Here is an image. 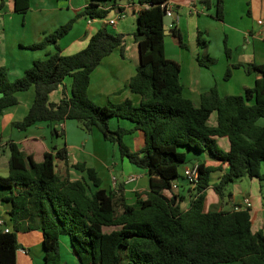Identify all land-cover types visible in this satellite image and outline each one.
<instances>
[{"label": "trees", "instance_id": "obj_1", "mask_svg": "<svg viewBox=\"0 0 264 264\" xmlns=\"http://www.w3.org/2000/svg\"><path fill=\"white\" fill-rule=\"evenodd\" d=\"M110 1L114 0H87L81 13L32 44L31 48H42L52 43L56 50L34 60L20 77L10 80L6 67L0 65V113L17 104L18 92L33 87L34 99L22 120L13 123L15 127L23 130L38 122L51 125L73 119L88 133L95 128L104 140L116 145L122 158L145 171L148 190L135 192L134 200L126 202L120 193L123 182L112 190L102 188L92 166L73 164L82 174L77 179L61 174L57 162H66L65 148L54 147L52 152L28 145L21 149L8 142V174L0 175V190L7 191L3 200L10 208L3 219L9 231L0 228V264H16L17 234L33 229L42 233L44 264H62V236L77 264H264V234L252 230L249 208L204 209L213 172H222L214 186L221 196L229 184L243 177L264 179L260 172L264 126L257 124L264 117V62L234 64L248 74L259 73L242 94L222 96L213 85L195 105L182 93L179 63L164 53L161 5L168 0H134L148 4L136 14L139 64L128 81L130 91L141 100L137 105L130 100L99 105L88 96L90 74L103 57L122 45L123 34L110 32L104 25L82 49L66 55L56 42L79 16L105 18L110 10L103 5ZM200 1L207 8L211 5V0ZM5 2L0 0V10ZM12 3L13 11L20 14L30 6L29 0ZM214 6L215 17L221 19L223 0H215ZM171 31L179 45L186 47L179 30L174 26ZM201 34L198 31L196 40L202 52L197 62L208 67L215 60L206 53ZM66 77L71 79L70 95L63 93L57 103L50 102L49 93ZM212 115L214 122H210ZM110 118L126 119L132 126L111 129ZM136 131L143 140L133 150L123 137ZM51 133L58 131L52 128ZM217 137L228 139V150L217 144ZM204 152L219 164L188 165H197V178L188 188L187 206L183 207L184 196L172 192L175 180H186L178 168L184 171L191 157Z\"/></svg>", "mask_w": 264, "mask_h": 264}, {"label": "crops", "instance_id": "obj_2", "mask_svg": "<svg viewBox=\"0 0 264 264\" xmlns=\"http://www.w3.org/2000/svg\"><path fill=\"white\" fill-rule=\"evenodd\" d=\"M125 1L114 0L105 3L104 8L110 10L105 18L111 17L116 7H123ZM29 2V9L24 14L13 11L12 0H6L5 6L0 10V65L6 67L10 80L20 77L34 60L42 59L56 50L52 43L42 48L30 46L39 43L46 34L81 13L87 0H29ZM168 2L174 5L176 14L173 20L174 26L181 33L186 47H181L172 31H167L164 38V53L167 58L176 60L180 65L179 81L183 86L182 93L185 97L198 105L201 93L213 85L222 96L242 94L245 88L253 86L259 73L248 74L243 67L233 66L237 63L264 62V0H223L221 19L215 17V12L213 16H209V10L215 8V0H211L209 8L200 0H193L198 12H189L188 0H168ZM212 17L222 23L219 22L222 28L220 33L219 30L217 33L222 36L223 45H219L216 51H212L208 40L205 39L207 43L205 51L215 61L210 66L204 67L197 62V56L201 54L202 49L196 39L198 31L202 32L201 24L209 26V23H213ZM258 20L262 22L259 23ZM104 25L106 24L102 18L77 17L68 33L56 42L60 53L72 54L82 49L89 37ZM107 28L110 32L123 34L124 40L121 46L103 57L91 72L88 96L99 105L109 102L120 103L125 100H130L137 105L141 100L140 95L131 92L128 88V81L139 64L138 44L134 38L136 14L128 10L125 18L118 20L114 25H107ZM188 38L193 42V46L188 44ZM166 42L170 44L169 55ZM228 68L230 71L226 76ZM70 87L71 79L64 78L62 83L49 93V101L57 103L63 93L69 96ZM16 96L17 104L5 108L0 113L1 176L8 174L7 144L14 142L21 146V149L28 145L36 150L40 148L46 151H52L54 147L65 148L66 162L58 161L57 169L61 174H68L71 179L80 178L82 175L72 167L76 163L94 167L98 175L101 169L107 170L110 176L108 188L103 187L102 183L101 187L112 190L117 184L123 182L120 193L126 202L134 200L135 192L143 193L148 190V177L145 171L122 158L116 145L104 140L95 128L88 133L82 129L78 121L73 119L51 125L38 122L23 130L15 127L13 123L22 120L34 99V88L20 91ZM110 119L109 123L114 121L111 129L117 126L126 128L132 126L130 121L125 124L124 119ZM210 122H214V115L211 116ZM257 124L264 126V117L259 118ZM52 128H56L58 134H52ZM130 135H133L134 139L133 150L138 149L142 144V134L136 131ZM216 141L223 150H228L227 138L217 137ZM192 158L186 166L199 162L214 166L219 164L210 159L205 152L194 155ZM226 167L223 164L222 169L225 170ZM116 168L118 175L114 173ZM260 172L264 175V162L260 164ZM221 174V171H215L210 176L204 209L232 210L235 205H241L244 198H248L251 202L249 212L252 230L262 231L264 234V179L249 178L248 186L243 187L241 178L226 187L225 194L228 192L230 194L221 196L214 190ZM130 176H134L135 179L128 182L127 179ZM112 177L116 179L114 186ZM189 187L190 185L183 178L175 180L172 187V192L184 196L185 200L181 203L183 207L187 206ZM6 193L7 191L0 190V218L2 219L7 216L10 208L9 203L3 200ZM17 241L19 247L16 251V264H44L41 230L20 231L17 234ZM62 242L66 247L68 246L66 237L60 238V243ZM62 264H77V261L75 258L70 259L69 262L63 260Z\"/></svg>", "mask_w": 264, "mask_h": 264}, {"label": "rangeland", "instance_id": "obj_3", "mask_svg": "<svg viewBox=\"0 0 264 264\" xmlns=\"http://www.w3.org/2000/svg\"><path fill=\"white\" fill-rule=\"evenodd\" d=\"M214 12H215V8L213 7V8H211L210 10H209V16H213L214 15ZM211 20L213 21V23L211 22V23H209V26L208 25H204V24H201V31H202V37L204 38V39H206V40H208V44L210 45V47H211V49H212V51H216L217 50V48H218V46L219 45H223V38H222V36H219L218 35V33H217V30H219L218 32L220 33V29L222 28V27H220V25H219V22L220 21H218V20H216L215 18H211ZM221 23V22H220ZM222 24V23H221ZM206 29H207V31H206ZM209 31V33H207ZM167 37V36H166ZM167 40H169V39H167ZM187 42H188V44L189 45H191V46H193V42L191 41V39L190 38H188L187 39ZM224 42H225V40H224ZM167 43V47H168V51H167V54L169 55V50H170V44H169V42H166ZM176 46V45H175ZM226 47H227V45H226ZM171 55V54H170ZM113 118H111L110 120H112ZM114 120H116V118H114ZM125 121V124H127L129 121L128 120H126V119H124ZM112 122H114L113 120L109 123V127L111 128V127H113V123ZM127 122V123H126ZM114 127H115V124H114ZM98 132V131H97ZM89 136V135H88ZM133 135H125L124 137H123V141L127 144V145H129L130 146V148L131 149H134V145H133ZM111 143V142H110ZM118 150V149H117ZM192 152V150H188V153H189V155L190 154H192L191 153ZM191 160L193 159L192 157L190 158ZM190 160V161H191ZM116 171H114V173L115 174H117L118 175V173H117V168L115 169ZM178 170H179V173H180V175L183 173V167L182 166H180L179 168H178ZM99 176L101 177V179H102V181H101V183H102V186L103 187H106V188H108V185H109V182H110V176H109V172L107 171V170H104V169H101L100 170V172H99ZM179 179H181L180 177H179ZM242 181V186L243 187H247L248 186V183H249V178H247V177H243L242 179H241ZM60 256H61V259H62V261L64 260V261H67V262H69L70 261V259L71 260H73V255L71 254V251H70V249L68 248V246L66 247L64 244H63V242L61 243V245H60ZM226 264H240L239 262H232V263H226Z\"/></svg>", "mask_w": 264, "mask_h": 264}, {"label": "built area", "instance_id": "obj_4", "mask_svg": "<svg viewBox=\"0 0 264 264\" xmlns=\"http://www.w3.org/2000/svg\"><path fill=\"white\" fill-rule=\"evenodd\" d=\"M164 9V14L168 17H171L174 12V5L169 3L168 1L163 3L161 5ZM148 7L147 3H137L134 0H126L124 6H118L114 9L113 15L109 18H102L104 20V23L106 25H114L118 20L123 19L127 16L128 10L133 11V13L137 14V12L142 9ZM188 8L189 12H198L196 9L195 4L193 3V0H188ZM174 20V19H173ZM170 23L169 28L174 27L173 21ZM259 23L262 22V20H258ZM183 176L186 178L187 182L189 183L190 187L194 184L196 178H197V165L194 166H188L185 167L183 171ZM135 179L134 176H130L127 181H133ZM116 184L115 177H112V185L114 186ZM251 206V202L248 198L243 199V203L241 205H235L233 209H245L249 208ZM3 227L4 232H8L9 228L4 226V220L0 218V228Z\"/></svg>", "mask_w": 264, "mask_h": 264}, {"label": "water", "instance_id": "obj_5", "mask_svg": "<svg viewBox=\"0 0 264 264\" xmlns=\"http://www.w3.org/2000/svg\"><path fill=\"white\" fill-rule=\"evenodd\" d=\"M175 12H173V14H172V16L171 17H168V16H166L165 14H164V16H163V22H164V29H165V34L167 33V31H171L170 29H169V25H170V23L172 22V20L175 18ZM139 52V51H138Z\"/></svg>", "mask_w": 264, "mask_h": 264}]
</instances>
